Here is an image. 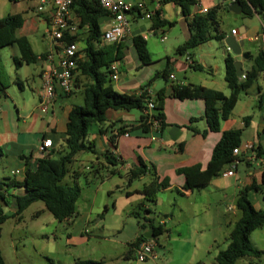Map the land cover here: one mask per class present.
Returning <instances> with one entry per match:
<instances>
[{
  "label": "crops",
  "instance_id": "1",
  "mask_svg": "<svg viewBox=\"0 0 264 264\" xmlns=\"http://www.w3.org/2000/svg\"><path fill=\"white\" fill-rule=\"evenodd\" d=\"M163 1L164 0H130V4H132L133 7L135 4L142 2L146 11L154 13L156 10H161L163 17L168 21H174L175 25L168 28L153 30L151 28V20H147L136 10L130 11L127 14L130 21V33L128 39L126 40L128 47L125 50V57L123 61L117 62L119 66V78L117 81L112 82V86L115 91L121 94H139L143 87H145L148 83H152L150 87L153 91L151 100L154 101L155 105L158 93L162 91L164 95L162 113L164 114L165 128L163 130L161 128L155 129L152 125L150 131L148 133H144L143 130L139 128V121L142 115L140 111L135 113L133 111L110 110L107 112V121L105 124L98 125L97 132L88 135L86 143H92L94 147L93 155L96 158L98 168H107L108 180L113 181L109 189L125 188L123 190L125 195L127 193L131 194L130 196L126 195L127 199L135 200L138 205L142 204L145 209H150L148 205L150 201H147L144 195L136 192H141L144 186L149 184L154 177H158L160 181L168 179L170 186L159 193L163 191H173L175 189L181 197H191L189 200H191L190 205L194 210V216H208L209 212L205 210V208L210 205L209 201H203L201 206H199L197 203L198 199L195 198L196 193H209L212 188H216L218 190H222L224 192V197L227 198L228 187L233 182V184L237 187L238 192L245 187L253 186L254 189L250 190L249 195L253 192L256 199L260 193L262 194V190L264 189V172L262 168L256 164L248 163L246 160H243L237 166V171L234 175L228 176L227 172L231 169V165H227L219 177L213 179L207 188L200 191L184 190L183 186L185 184V178L183 175H179L177 171L195 165H200L202 169H205L211 160L214 147L221 139L222 133L232 129H242V144L252 142L258 146V150H262V153H264V107H260L258 102V89L259 87L264 86V78L261 75L257 82H255L245 93L240 95L231 116L227 120L221 121L220 132L209 131L205 118L206 109L204 101H181L176 99L173 96V88L175 85L187 86L188 84H193L208 89L218 90L214 87V84L216 83L214 81V77L196 76V73H200L202 75V73H205L206 70H210L212 74L211 76L220 74L225 79V59L227 56H222L221 59H218V57H215L214 55L201 53L198 56L199 62H197L190 51L183 56L177 55V49L187 42L190 37L188 21L179 7L172 3H165ZM234 1L235 0H230V3ZM21 2L15 3L14 6H19ZM9 3L13 2L10 0H0V19H3L8 15L25 14V11L6 14L5 6ZM218 7L220 8V6ZM192 12L193 14H198L196 6L193 7ZM45 17L46 16L44 15L41 17L44 30L46 28ZM30 21V25L33 26L35 24L34 19L31 18ZM143 21H147V23H143ZM132 24L137 26H133ZM27 25L29 26V21L25 19V25L17 32V35L27 36ZM110 25V17H104L101 20L102 32L106 31ZM103 27L105 28L103 29ZM176 29H178V36L174 35V31H176ZM238 30L240 32H246L245 27H241ZM136 35H141L147 41L149 53L152 57H156L158 60H161L159 63H152L148 66L138 68L135 53L129 43L132 37ZM229 36L230 34H226V38ZM253 37L254 36L247 35V38L249 39ZM153 38H157L160 43H165V46H163L161 51L158 52V50H155L154 52L149 47L148 41ZM213 41L218 42L215 40ZM206 45L207 43L201 45L198 49L203 50ZM262 47L263 46L261 44L259 51L262 50ZM50 51H52V46ZM50 51L46 53H49ZM13 52L15 56L19 55V51L16 47ZM46 53H41L39 55H44ZM171 54H176L177 57H171ZM232 56L235 61H241L243 63L242 68L244 72L251 69L253 64V59H250V56H252L251 54L249 55L248 60L243 59L241 56ZM256 56H252V58H255ZM246 61H249L248 65H246ZM191 64L201 66L202 70H192L188 72L187 69L191 70ZM36 65L38 66L36 78L40 84V88L36 92L39 101V95L42 87L40 71L43 67H48L50 64L39 61ZM166 68H170V75H174L175 80H171L170 78H168L167 81L164 80L166 86L161 88L156 79L160 77L158 74L163 72ZM181 74H185L184 81H182L180 77ZM35 80L36 79L34 77L31 84L35 82ZM78 91H82L83 93V86L77 88L76 92ZM76 92L70 96L61 95L57 98L49 109V112L53 109V118L50 123H43V121L39 123L35 116L36 112L31 115H26L22 121L18 122L21 128L19 127V124L16 126L12 122L10 129L13 132L15 130L18 131H16V134H12L15 135L14 137L12 136L9 139H6V141L0 146H2L4 151V159L8 161V164L13 165L16 172L22 171L24 174L25 159L29 157H32L30 166L32 168L35 167V160L40 157L38 147L46 139H50L53 142V148L50 152L56 153L55 157L56 155L61 156L67 151L65 147V132L68 112L72 105H64V101L65 99L74 96ZM221 92H223L226 96L230 95L227 82L225 83V90ZM58 104H61L59 106L62 111L61 116H57L54 109V106L56 107ZM247 107L250 108V111L246 110ZM38 109L39 112H41L39 104ZM11 111V104L1 99L0 115H2V121L7 119L11 123ZM245 117H251L250 123L247 126L243 123V118ZM262 119L263 122L261 121ZM4 127H8V125L4 124ZM120 127H127L129 132L122 135L118 139L117 147L115 148L109 141V136L110 133L115 132V130ZM101 129L106 130V134L100 133ZM205 131H208V133L206 136H203L202 133ZM106 153L114 155L119 159L120 163L116 166L110 165L107 161V157H105ZM139 159L144 160V162L148 165V172L141 178L134 180L131 185L128 186L129 171L131 168L138 165ZM22 178L20 180H22ZM256 188H259L260 190ZM13 193L17 196L23 195V191L20 189L14 190ZM252 204L256 209H261L258 199ZM197 209L199 213L197 212ZM146 217L152 219L154 221V225L163 223L161 225L164 226L165 233L158 238L157 242L159 249H161L163 253H166L169 250L162 245L160 241L164 235H169V232H167L165 227L166 221L162 220L158 223L151 216V214H146ZM195 220L196 218L192 220V224L189 226V235L178 228L176 231V238H172L171 236L169 237V244H172L173 246V251L170 253V256H174V254L179 255L183 259L182 264H207L205 261L207 256L217 246L218 240L214 233V221H210L209 217L205 219L203 218L200 223H194ZM65 222L73 225L71 221ZM88 223L85 222L83 227L77 231L78 234L81 235V238L83 237V234L88 235V232L90 231L88 230ZM142 225H145V227H141ZM150 229L151 228L146 222H137V228L134 231V238L130 241V243H127V252L130 249V244L135 242ZM126 259L128 261H136L134 259V255H132L131 259H128L127 253Z\"/></svg>",
  "mask_w": 264,
  "mask_h": 264
},
{
  "label": "trees",
  "instance_id": "2",
  "mask_svg": "<svg viewBox=\"0 0 264 264\" xmlns=\"http://www.w3.org/2000/svg\"><path fill=\"white\" fill-rule=\"evenodd\" d=\"M19 3L22 0H10ZM243 7V14L252 16L253 12L257 15L264 14V0H238ZM165 3H172L179 7L188 21L190 37L187 42L177 49V55H185L191 49H195L210 41H218L224 44L226 34L219 31L217 14L219 7L213 8L206 15L193 14L192 10L198 3L196 0H164ZM73 13L80 19L81 26L87 27L85 37L77 36L72 41L84 42L81 53L85 59L78 64L79 76L76 79V88L83 86V106L73 105L68 112L65 132V147L67 151L61 156L55 157L54 152L46 156H40L35 160V167L30 166L32 157L25 159V172L22 180L0 179V234L1 226L10 218H19L24 210L35 202H43L45 209L59 222L73 221L78 212L76 202L81 196L79 186L63 185L62 181L68 174V167L74 162L79 153H94V147L86 143L88 130L91 124L103 125L107 121V112L112 111H133L138 110L142 113L139 128L144 133H148L152 127L151 118L160 122V128H165L163 107V92L158 93L155 109L152 116L146 114L148 103L152 97L147 93V89L152 83H148L142 88L141 94H121L114 90L113 80L110 77L109 67L112 63L122 62L127 49V42L104 44L102 42L103 32L101 30V20L108 16L107 12L101 8L95 0H74L72 5ZM153 30L172 27L174 21H168L163 17L161 10H156L151 19ZM25 25L24 14L8 15L0 19V50L6 47H16L19 55L15 56L14 63L16 68L24 65L37 64L43 55L34 53L31 43L27 36L17 35ZM135 53L138 68L152 64L151 54L147 47V41L141 36L132 37L129 42ZM250 55V54H249ZM253 59L252 67L245 72L246 78H239L234 66L235 59L229 53L225 59L226 75L225 81L230 90V95L226 96L223 92L208 89L202 86L188 84L187 86L175 85L173 96L181 101L184 100H203L205 103V118L208 129L211 132L221 131V121L227 120L239 100L242 93H245L262 75L264 78V51H259ZM192 70H202L199 65H190ZM170 68H166L158 75L165 81L170 76ZM85 81L86 84L81 82ZM18 83L21 84L19 81ZM10 87V78L5 68V64L0 54V93L4 97ZM258 102L260 107H264V86L259 87ZM2 97V98H3ZM251 117L243 118L245 126L249 125ZM129 130L127 127H120L115 132L110 133L109 141L113 147H117V141ZM100 133L106 130L101 129ZM208 131L202 133L206 136ZM242 129H232L222 133L220 141L212 151L211 160L205 169L200 165L183 168L177 171L185 178L184 190L200 191L209 186L211 181L220 176L227 165H231L236 159L243 161L244 156L236 158L233 155L235 148L242 145ZM258 154H263L258 150ZM4 157V151L0 146V158ZM107 161L111 165H118L119 159L114 155L106 153ZM240 161V162H241ZM148 165L144 160L139 159L138 165L131 168L128 174V186L144 176L148 172ZM78 174V173H76ZM168 179L160 181L158 177L144 186L141 192L147 201L155 202L157 194L169 187ZM20 189L23 195L17 196L14 190ZM254 189L248 186L239 191L236 201V209L241 212L240 218L236 221L228 239L227 248L219 251L216 256V264H236L237 261L245 257L259 258L262 254L251 243V234L264 227V210L256 209L249 199V192ZM260 190L259 188H256ZM263 193V190H262ZM126 195L130 196V193ZM14 203L15 212L8 216L4 214L3 207ZM138 209L144 211L143 221L152 229V236L156 239L165 233L164 226L154 225V221L146 214H151L149 209H145L139 204ZM135 214V213H134ZM136 216V215H135ZM141 227H145L142 225ZM148 240L144 236L139 237L130 244L127 258L131 259L135 248L143 241ZM0 264H7L0 250ZM47 264H61L53 259L47 258ZM74 264H105L103 261L76 260Z\"/></svg>",
  "mask_w": 264,
  "mask_h": 264
},
{
  "label": "rangeland",
  "instance_id": "3",
  "mask_svg": "<svg viewBox=\"0 0 264 264\" xmlns=\"http://www.w3.org/2000/svg\"><path fill=\"white\" fill-rule=\"evenodd\" d=\"M39 2L40 0H22L17 7L14 6L15 2L5 6L6 14L25 11L24 17L29 21L26 35L31 42L33 51L38 55L51 49V44L44 37V25L41 21L42 13H48V9L46 7L43 12H39ZM198 3L209 9L220 6L217 14L218 27L219 31L227 35L230 34L232 28L240 29L241 27L246 28V33L249 36L263 33L261 21L264 20V14L257 15L255 12H253L252 16H247L243 13L235 14L228 9L231 4L230 0H198ZM31 18L35 21L33 26L30 25ZM143 23H147V21H143ZM133 26L137 25L134 24ZM85 33L82 31L79 36L83 35L82 37L84 38ZM174 35L178 36V29L174 31ZM240 44L242 50L252 56H256L261 48L260 41L250 42L247 40ZM148 45L154 52L155 50L159 52L163 49L165 43H160L157 38H153L148 41ZM79 46L82 50L84 47L82 39L79 42ZM14 48L6 47L0 50L10 78V87L7 90V95L2 100L9 102L12 109L11 123L7 119L2 121V115H0V145L6 139L14 137L15 135L12 134H16V131H18L15 130L13 132L10 129L12 122L17 126L18 122L22 121L26 115H31L35 112L39 123L41 121L50 123L53 118V109L48 113L39 112L38 109L39 101L36 94L40 88L39 81L36 78L38 66L31 64L17 69L13 59L15 56ZM201 50L198 48L190 50L197 62H199L198 56L201 53L214 55L218 59H221L222 56H227L229 53L233 55L226 45L214 41L207 43L204 49ZM175 55L171 54L170 56L177 57ZM151 58L154 64L161 61L156 57H152V55ZM248 64L249 61H246V65ZM187 71H192V69H187ZM196 74V76L214 77L216 82L214 87L218 89L217 91L225 90L226 82L220 74L211 76L210 70H206L202 75L200 73ZM34 77L36 80L31 84ZM180 77L184 81L185 74H181ZM18 81L22 83L21 86ZM156 81L161 88L166 86L161 76ZM81 83L86 84L83 80ZM83 99L82 91H78L71 98L65 99L64 105L83 106ZM61 104L54 106L57 116L62 115V111L59 108ZM246 110L250 111V108L247 107ZM133 112L137 113L139 111L133 110ZM4 124H7L8 127H4ZM97 126L98 124H91L88 135L96 133ZM57 157L58 155H56ZM68 170V174L62 184L77 185L81 189V196L76 202L78 216L71 221L73 225L57 221L45 209V205L41 201L31 204L19 215V218H10L1 226L0 250L7 264H47V258L61 264H74L78 259L103 261L105 264H182L183 259L179 255L170 256L173 246L169 244V237L176 238L178 228L189 235V226H191L192 220L196 218L194 223H200L203 218L207 217H209L210 221H214V233L218 240L217 246L205 260L207 264H213L216 263L215 259L219 251L227 248L228 242L226 240L236 221L241 216V212L235 207L239 192L232 181V184L228 187L227 198L224 197L222 190L216 188H212L209 193L195 194L199 206H201L203 201H209L210 205L205 208L209 212L208 216H194V210L190 205L191 200H189L191 197H181L175 189L173 191H163L155 197V202L150 201L148 205L151 216L156 222L166 221L165 227L169 235H164L160 241L169 251L163 253L158 247L159 259L156 261L145 263L134 260L128 261L126 259L127 243H130L134 238L137 222L143 221L144 211L138 209V203L135 200L126 198L123 191L125 188L109 189L113 181L108 180L107 168H98L93 153H79L75 157L74 162L69 165ZM15 172L13 165L8 164L4 157L0 158L1 180H20L24 176L22 171L18 175ZM255 197V194L251 192L249 195L250 201L255 203L258 199L260 208L264 210L263 195L260 193L256 199ZM3 212L11 216L15 212L14 203L11 202V205L4 206ZM197 212L199 213L198 209ZM85 222H89L88 230L91 233L89 231L88 235L83 234L81 238L77 231L83 227ZM251 243L262 252L261 256L259 258H241L236 264H264V227L251 234Z\"/></svg>",
  "mask_w": 264,
  "mask_h": 264
},
{
  "label": "built area",
  "instance_id": "4",
  "mask_svg": "<svg viewBox=\"0 0 264 264\" xmlns=\"http://www.w3.org/2000/svg\"><path fill=\"white\" fill-rule=\"evenodd\" d=\"M101 8L105 10L111 19L110 27L103 32L102 42L104 44L122 43L128 39L130 33V21L127 14L136 10L147 20H151L154 13L146 11L144 4L137 3L132 6L130 0H95ZM248 1V0H245ZM74 0H40L38 11L43 12L47 7L48 13H42L46 16V28L44 37L52 46V51L43 55L40 62L50 64L43 67L40 71L42 87L39 95V105L42 113H48L52 104L61 95L70 96L77 91L76 79L79 75L78 64L85 59L81 53L78 41H72L80 35V32H86L87 27L81 26L80 19L73 13L72 5ZM196 8L199 15H206L210 9L197 3ZM263 33L253 38H247L246 32H240L238 29H232L230 36L234 37L238 43L244 40L251 42L260 41L264 51V20L261 21ZM229 50V49H228ZM230 51V50H229ZM189 60V58H188ZM190 61V60H189ZM110 77L113 81L119 78V66L112 63L109 67ZM171 80H175L174 75H170ZM246 78L245 74L241 77ZM152 89L148 88L147 93L151 96ZM140 92L139 94H141ZM0 93V101L2 99ZM155 109V103L150 100L146 114L152 116ZM155 129L160 128V122L157 119L150 120ZM53 148V142L50 139L44 140L38 147L39 156H46ZM236 158L244 156L248 163L260 166L264 172V153L258 154V146L252 142L243 143L233 151ZM240 158L231 164V169L227 172L228 176H233L240 164ZM21 172H15L16 175ZM264 195V189L263 193ZM134 259L137 262H149L159 259L158 245L155 240H145L141 242L134 250Z\"/></svg>",
  "mask_w": 264,
  "mask_h": 264
},
{
  "label": "water",
  "instance_id": "5",
  "mask_svg": "<svg viewBox=\"0 0 264 264\" xmlns=\"http://www.w3.org/2000/svg\"><path fill=\"white\" fill-rule=\"evenodd\" d=\"M229 11L235 13V14H242L243 13V7L241 5V2L238 0H235L229 5ZM225 45L227 48L233 53L235 56H241L243 59L248 60L249 59V54L246 52L242 51V48L240 44L236 41V39L232 36H229L225 39ZM236 71H237V76L241 78L245 72L242 68L243 63L241 61H236L234 64ZM263 122V119L261 120ZM153 231L152 229L148 230V232L144 233V237L149 240H156L153 236Z\"/></svg>",
  "mask_w": 264,
  "mask_h": 264
}]
</instances>
